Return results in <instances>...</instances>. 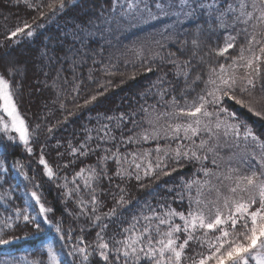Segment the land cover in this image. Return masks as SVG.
I'll use <instances>...</instances> for the list:
<instances>
[{"label":"snow or ice","instance_id":"6c2138e0","mask_svg":"<svg viewBox=\"0 0 264 264\" xmlns=\"http://www.w3.org/2000/svg\"><path fill=\"white\" fill-rule=\"evenodd\" d=\"M23 2L34 11L46 6L51 12L49 19L62 13L66 7L65 0H48L46 5L42 2L33 4L31 0ZM40 15H44L43 11ZM157 20L170 21L161 34L166 40L179 44L177 51L182 55L189 42L179 38L188 32L184 26L191 25L193 51L192 57L187 60H181L172 52L167 54V62L173 65L174 75L184 81L180 98L172 95L170 100L165 101L168 89L158 88V104L163 106V110L156 105L142 107L148 127L141 130L138 138L130 136L126 141L122 138L125 145L155 141V146L125 153L120 152L119 146L115 152L105 148L104 155L97 158L95 165L81 168L71 181L65 176V183L57 185L66 190L64 195L68 199L76 197L74 202L79 212L74 218L83 217L89 221V227H81L75 239L72 228L66 232L62 229V219H49L47 213L53 212V209L41 203L37 191H31L30 195L25 191L23 208L12 207L7 202L14 187L0 193V201L5 203L0 211V248L13 245L21 238L29 239L27 235H14L18 228H30L37 237L49 230L54 231L50 241H42L40 247L31 250L35 254L33 259L29 260L24 255L5 259L0 264H264V141L250 126L237 121L236 114L224 106L227 97L253 111V93L258 83L264 91V0H111L107 15L102 11L98 21L90 18L83 24L75 25L70 35L83 47L89 37L96 36L101 30L111 35L125 26L135 27ZM25 29L29 30L25 32ZM220 30L225 32L224 46L211 50L217 56H225L235 48L238 38H242L243 43L235 56H225L231 63H222L218 67L208 65L204 78L191 61L197 57L201 37L211 36ZM18 33L32 37L34 30L31 24L25 22L22 27L11 31L6 39L12 40ZM155 43L165 46L160 41ZM0 47H3L2 43ZM136 53L142 58L143 47L137 48ZM157 57L164 60L159 52L152 59ZM79 62L73 60V64ZM198 62L206 63L204 57H198ZM113 67L105 65V73L114 74ZM147 71L151 72L152 68ZM23 74V65L16 61H9L0 69V144L6 141V146L12 148L23 145L31 155L32 133L19 110L20 85L17 82L13 87V81ZM161 83L162 79L156 82ZM201 83L203 88L197 91L196 87ZM52 87H58L56 81H53ZM78 87L76 85L73 91ZM192 93L195 95L189 99ZM60 96L58 92L57 100ZM244 96L249 99H242ZM96 99L97 95H92L85 100V104ZM254 114L264 115L261 111ZM125 119L121 113L118 121ZM133 123L135 125V121ZM39 127L36 125V129ZM100 132L103 136L99 135ZM97 133L99 140L115 139L107 124L98 128ZM91 139V136L87 137L78 148L69 143V155L74 157L69 163L75 164L79 156L95 154L96 148L88 144ZM161 140L165 144L161 145ZM225 151L227 155H222ZM169 160L176 164L182 160L196 161L201 165L197 171L203 174L204 179L182 180V190L176 194L180 204H187L186 211H177L170 204L153 205L150 201H137L130 218L125 217L120 210L128 208L130 201L126 199V189L120 185H116L119 195L111 194L115 200L113 206L106 212L100 211L104 207V201L100 199L104 195L100 189L103 180L107 179L109 183L113 178L124 182L134 179L138 183L156 180L160 175L169 174L166 171ZM109 161L116 164L113 176L108 175ZM209 161L212 168L204 166ZM38 163L43 166L49 180L57 178V172L44 159L42 151ZM24 167L18 159L11 164L13 170L29 180ZM8 174L6 158L0 155V188L7 183L5 178ZM77 178L81 183L77 182ZM33 186L39 189V184ZM82 186L87 190L88 200L81 195ZM145 186L140 183L141 188ZM32 201L39 206L35 215L29 211L33 208ZM114 220L117 227L109 235V224ZM92 228L96 229L94 239L85 240L84 233Z\"/></svg>","mask_w":264,"mask_h":264},{"label":"trees","instance_id":"16d2710c","mask_svg":"<svg viewBox=\"0 0 264 264\" xmlns=\"http://www.w3.org/2000/svg\"><path fill=\"white\" fill-rule=\"evenodd\" d=\"M40 2L46 5L48 0H31L33 4ZM65 4V10L62 13L49 19L51 12L46 6L34 11L27 7L23 0H0V43L3 44V47H0V69L9 61L19 62L24 67L23 76H18L13 81V87L17 82L20 85L19 110L28 124L29 132L32 133L30 146L33 149V154L29 155L23 145L12 148L6 146V141L0 144V155L6 158V166L9 169V174L5 178L7 183L0 188V193L14 187L15 190L11 191L7 202L12 207L23 208L25 191L29 195L31 191H37L41 196V203H44L46 208L53 209V212L47 213L49 219H62V229L66 232L72 228L73 239H75L81 227L86 229L89 227V221L83 217L74 218L79 212L74 202L76 197L68 199L64 195L66 190L57 185L62 186L65 183V176L71 181L73 175L81 168L86 165H95L97 158L104 155L103 149L105 148H110L115 152L119 146L120 152L125 153L142 151L155 146V141L125 145L122 144V138L124 141L130 136L138 138L141 130L148 127L144 122L142 107L156 105L159 110H163V106L158 104L160 100V97L156 95L158 88L168 89L164 96L165 101L170 100L172 95L180 98V91L185 87L184 81L183 78L178 79L174 75V67L167 62L169 59L167 54L175 53L181 60L192 57L193 49L190 42L193 36L192 26L185 25L188 32L179 39L187 40L189 43L185 54L182 55L177 51L180 45L166 40L161 34L162 29L170 21L157 20L135 27L125 26L120 32H113L111 35L101 30L96 36L89 37L87 43L81 47L79 42L71 39V30L75 25L83 24L90 18L98 21L102 11L107 15L111 0H65ZM41 11L44 13L43 16L40 15ZM25 22L32 25V30H34L32 37L18 33L17 37H13L12 40L6 39L11 31L18 26L22 27ZM37 25H43V27H37ZM28 30L25 29V32ZM224 38L223 30L211 36L201 37V47L197 57L192 58L191 62L195 68L199 69L202 77L206 78L208 65L218 67L222 63H231V60L225 59V56H235L239 46L243 43V39L238 38L235 48L230 49L225 56H217L211 50L222 48ZM13 41L16 42L13 43ZM155 41H160L165 46L160 47ZM141 46L144 49L142 58L136 53V49ZM157 52L164 57L163 61L159 57L152 59ZM198 57H204L206 63H199ZM73 60L80 62L73 64ZM109 64L115 66L111 69L114 73L112 75L104 71L105 65ZM149 67L152 68L151 72L147 71ZM58 73L59 79L57 78ZM158 79H162L161 84H156ZM53 81L57 82V88L52 87ZM76 85L79 87L73 91ZM202 88L201 83L197 85L196 90L199 91ZM58 92L61 93L59 100H57ZM100 93L103 94L100 95ZM92 95H97V99L85 104V100ZM194 95L195 93H192L189 99ZM253 96V111H249L248 108L227 97L224 100V106L236 114L237 121L250 126L260 140L264 141V115L254 114L255 111L264 113V91L261 90L259 83ZM241 98L246 101L249 99L247 96ZM54 100L57 102L53 103ZM121 113L126 119L118 121ZM106 117L114 119L108 120ZM118 122L119 127H117ZM105 124L111 129L114 140L97 139V129ZM36 125H40L39 129H36ZM49 128L52 129L51 132L48 131ZM13 135L16 134L13 133ZM99 135L103 136V133L100 132ZM89 136L92 139L88 141V144L89 147L96 148L95 154L79 156L75 164L69 163L74 159L69 155V143L78 148ZM160 144H165V141L161 140ZM97 145H99L98 148ZM172 147H175V142ZM41 151L44 159L57 172V178L54 180H49L43 166L38 163ZM60 153L63 155H59ZM222 155H227V152L225 151ZM17 159L25 165L23 171L30 178L29 180H25L23 175H19L11 168L12 162ZM128 159L130 160L131 156ZM64 165L68 166L64 167ZM204 166L213 167L210 161L205 162ZM200 167V163L196 161L182 160L176 164L169 160L166 169L169 174L160 175L156 180L141 181L140 183L146 185L143 188L134 179L124 182L113 178L111 183L105 179L100 184V189L104 192V195L100 196V199L104 201V207L100 211H108L115 203L111 194L119 195V188L116 185L126 189V199L130 201L128 208L120 210L125 217L130 218L131 212L136 209L137 201H150L153 205L170 204L177 211H186L187 204H180L176 200V194L182 190V180L204 179L203 174L197 171ZM115 169V161H109L108 175L113 176ZM77 182L81 183L79 178ZM34 184H39V189H36ZM68 187L71 188L72 184L69 183ZM193 194H195L194 191ZM81 195L85 200L89 199L87 190L83 186ZM32 203L33 208L29 211L35 215L39 206L35 205L34 201ZM4 207V201H0V211ZM116 227L117 222L114 220L109 224L108 234L111 235ZM95 231L94 228L86 231L84 239H94ZM53 234L54 231L49 230L46 234L37 237L33 235L30 228H18L14 235L18 237L27 235L29 239L21 238L13 245L0 248V262L24 255H27L29 260L33 259L35 254L31 253V250L40 247L42 241L45 243L50 241Z\"/></svg>","mask_w":264,"mask_h":264}]
</instances>
